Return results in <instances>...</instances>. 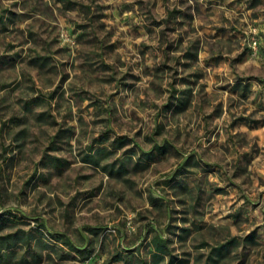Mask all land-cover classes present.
I'll return each instance as SVG.
<instances>
[{
	"label": "rangeland",
	"instance_id": "1",
	"mask_svg": "<svg viewBox=\"0 0 264 264\" xmlns=\"http://www.w3.org/2000/svg\"><path fill=\"white\" fill-rule=\"evenodd\" d=\"M0 264H264V0H0Z\"/></svg>",
	"mask_w": 264,
	"mask_h": 264
},
{
	"label": "trees",
	"instance_id": "2",
	"mask_svg": "<svg viewBox=\"0 0 264 264\" xmlns=\"http://www.w3.org/2000/svg\"><path fill=\"white\" fill-rule=\"evenodd\" d=\"M152 227L153 225L150 224ZM64 241L69 244L71 247H73L74 243L67 237L64 239ZM166 241L164 238L161 236V234H156V239L154 241V248H156L160 252H164L166 249Z\"/></svg>",
	"mask_w": 264,
	"mask_h": 264
},
{
	"label": "built area",
	"instance_id": "3",
	"mask_svg": "<svg viewBox=\"0 0 264 264\" xmlns=\"http://www.w3.org/2000/svg\"><path fill=\"white\" fill-rule=\"evenodd\" d=\"M256 41L254 40V43H255Z\"/></svg>",
	"mask_w": 264,
	"mask_h": 264
}]
</instances>
